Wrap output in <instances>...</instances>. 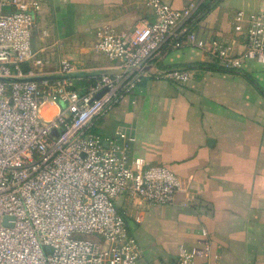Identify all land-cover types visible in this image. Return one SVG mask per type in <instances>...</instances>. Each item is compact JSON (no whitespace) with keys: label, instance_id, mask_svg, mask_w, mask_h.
I'll return each instance as SVG.
<instances>
[{"label":"built area","instance_id":"built-area-1","mask_svg":"<svg viewBox=\"0 0 264 264\" xmlns=\"http://www.w3.org/2000/svg\"><path fill=\"white\" fill-rule=\"evenodd\" d=\"M200 4L175 9L146 0L154 21L129 31L102 27L95 50L132 70L94 77L79 90L71 61H54L34 47L42 0H0V264H138L142 250L117 199L172 205L181 196L188 205L170 167L131 156L134 138L125 131L105 138L95 127L148 71L187 83L192 70L159 68L171 51L194 48L227 72L249 61L264 64V12L237 13L234 30L244 43L236 51L199 32L193 21ZM47 36L39 37L41 48ZM52 72L60 77L49 78ZM48 104L57 108L49 117ZM199 246L180 247L174 264H199Z\"/></svg>","mask_w":264,"mask_h":264},{"label":"crops","instance_id":"crops-1","mask_svg":"<svg viewBox=\"0 0 264 264\" xmlns=\"http://www.w3.org/2000/svg\"><path fill=\"white\" fill-rule=\"evenodd\" d=\"M163 1L181 9L203 0ZM240 11L264 12V0H220L197 28L241 51L243 38L234 30ZM36 20L35 49L54 61H71L78 72L117 68V61L95 50L102 27L129 31L154 16L146 0H42ZM43 31L48 36L41 48ZM196 62L214 60L186 48L161 61L166 68ZM207 68L204 74L193 69L185 84L156 79L148 71L96 124L105 138L117 131L133 137L130 155L170 167L190 198L188 205L181 196L172 205L117 199L142 250L138 264H174L180 247L199 245L204 251L196 258L199 264H264V64L249 61L234 73ZM74 79L79 90L90 80ZM56 110L48 104L43 111L49 117Z\"/></svg>","mask_w":264,"mask_h":264},{"label":"water","instance_id":"water-1","mask_svg":"<svg viewBox=\"0 0 264 264\" xmlns=\"http://www.w3.org/2000/svg\"><path fill=\"white\" fill-rule=\"evenodd\" d=\"M151 66L145 67L142 70H149ZM130 70H124V69H120V68H104V69H94V70H83V71H78V72H74L70 75V77L72 78H94V77H99V76H105V75H116V74H122L125 71H131ZM136 70H140V69H136ZM51 78V77H50ZM42 79V77H38V78H33V80H40ZM52 79H55L52 77ZM102 95V92L100 94L97 95V98H99ZM8 218H5V223H7ZM48 251H50L51 249L48 248Z\"/></svg>","mask_w":264,"mask_h":264},{"label":"trees","instance_id":"trees-1","mask_svg":"<svg viewBox=\"0 0 264 264\" xmlns=\"http://www.w3.org/2000/svg\"><path fill=\"white\" fill-rule=\"evenodd\" d=\"M219 1L220 0H203L201 4L199 5V8L197 10V16L194 17L195 20L193 21V23H198V21L202 20L209 12H211L218 5ZM193 66H194L193 64H186V65L179 66L177 68L192 70ZM159 68L165 69L166 66L163 63H161L159 64ZM166 69H170V68L167 67ZM215 69L227 72L226 70L220 67H216ZM229 73H234V72H229ZM91 81H93V78H90V80L88 79V83Z\"/></svg>","mask_w":264,"mask_h":264},{"label":"rangeland","instance_id":"rangeland-1","mask_svg":"<svg viewBox=\"0 0 264 264\" xmlns=\"http://www.w3.org/2000/svg\"><path fill=\"white\" fill-rule=\"evenodd\" d=\"M193 65L195 67V68L193 67V69H195V74H204L205 73L204 71H206V69H208L207 68L208 66H209L210 71H220V70L215 69L216 67H220L218 65V62L217 61H214L213 63L206 62L205 64H204V62H202V63L201 62H196V63H193ZM223 73H229V72H225L224 71ZM183 86H185V85H183ZM118 207H119V205H118Z\"/></svg>","mask_w":264,"mask_h":264}]
</instances>
